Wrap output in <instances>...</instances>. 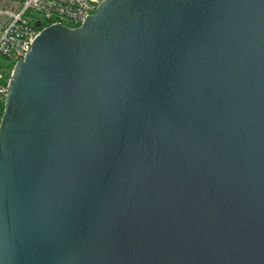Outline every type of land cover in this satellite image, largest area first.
<instances>
[{
	"label": "water",
	"instance_id": "95a60500",
	"mask_svg": "<svg viewBox=\"0 0 264 264\" xmlns=\"http://www.w3.org/2000/svg\"><path fill=\"white\" fill-rule=\"evenodd\" d=\"M8 90L0 264H264V0H102Z\"/></svg>",
	"mask_w": 264,
	"mask_h": 264
},
{
	"label": "built area",
	"instance_id": "2783aa9c",
	"mask_svg": "<svg viewBox=\"0 0 264 264\" xmlns=\"http://www.w3.org/2000/svg\"><path fill=\"white\" fill-rule=\"evenodd\" d=\"M102 0H0V119L14 65L46 28H79Z\"/></svg>",
	"mask_w": 264,
	"mask_h": 264
}]
</instances>
